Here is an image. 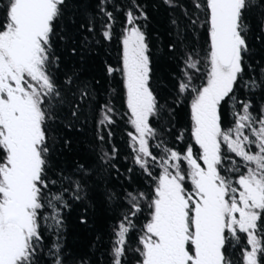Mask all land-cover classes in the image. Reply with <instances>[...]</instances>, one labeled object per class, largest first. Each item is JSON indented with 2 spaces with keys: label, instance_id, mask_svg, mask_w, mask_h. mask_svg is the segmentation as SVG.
I'll return each instance as SVG.
<instances>
[{
  "label": "snow or ice",
  "instance_id": "obj_1",
  "mask_svg": "<svg viewBox=\"0 0 264 264\" xmlns=\"http://www.w3.org/2000/svg\"><path fill=\"white\" fill-rule=\"evenodd\" d=\"M163 3L181 10L171 20L177 39L168 47L174 59L182 57L163 99L139 0L123 6L96 0L87 13L79 0L0 3V264H66L63 212L91 202L101 183L105 202L121 210L110 237L111 264H128V252L135 264H236L235 250L238 264H264V103L254 108L250 98L264 100V61L253 64L250 55L253 18L260 32L254 38L264 43V0ZM116 13L124 17L119 67L105 63L103 72L117 87L101 103L100 80L61 65L64 55L83 63L96 46L110 44ZM82 31L87 35L77 40ZM57 41L64 53L54 49ZM113 97L121 99L120 115L130 126L132 163L151 178L148 191L117 189L114 146L71 170L53 158L58 138L50 133L61 126L72 130L91 120L105 144V130L110 138L117 122ZM181 105L189 120L175 137L182 150L163 138Z\"/></svg>",
  "mask_w": 264,
  "mask_h": 264
},
{
  "label": "trees",
  "instance_id": "obj_2",
  "mask_svg": "<svg viewBox=\"0 0 264 264\" xmlns=\"http://www.w3.org/2000/svg\"><path fill=\"white\" fill-rule=\"evenodd\" d=\"M182 3H187V0H181ZM3 3V0H0ZM96 0H79V7L81 12H90L95 7ZM121 6L127 4V0H117ZM147 14L148 19L141 21L143 30L146 33L148 43L150 45V52L153 61L154 83L160 92L161 98L168 97V90L172 76L179 71L178 65L181 63L182 57L173 58L169 51V45L176 41V28L172 25L171 20L180 17V9H170L163 0H139ZM117 23L115 25V33L113 41L105 43L104 46H96L94 52L87 56L83 63L79 57L63 56L62 67L74 65L76 69L82 72V76L88 79L100 80L97 88L100 93V102L108 97V93L112 88L117 87V84L105 79L103 68L105 63L111 64L114 67H119V57L121 55V45L119 43V33L122 31V23L124 17L122 13H116ZM81 16H77V26L82 21ZM182 22V21H181ZM253 34L250 37V44L252 52L250 53L253 64L264 61V43L255 39L259 35V24L256 19H252ZM67 31L74 32L72 25H68ZM87 35L86 31L80 32L76 39H81L82 36ZM191 39H196L195 34H192ZM179 47V46H178ZM54 49L58 53H64L63 42L57 41ZM119 80V76L116 77ZM243 95V93H242ZM254 102V108H258L264 100L259 94L250 97ZM113 103L118 110L116 123L111 126L113 135L109 138L107 130L104 135L106 142L100 145L96 139L97 131L95 125L91 120L85 124L77 125L76 129L69 130L61 126L50 135L57 137V143L53 145V158L58 161L60 167H66L71 170L73 164L79 160L85 162L86 160L94 159L103 147L105 150L111 149L113 146L117 149V158L113 161L116 169L112 171V179L119 189V185L128 187L129 190L139 189L148 191L151 186V178L144 175L138 168H136L131 160V152L128 147L129 137L128 131L130 126L126 124L125 119L120 114L124 112L122 101L119 97H113ZM227 120L231 119L230 114L226 116ZM162 124L168 125L167 119L161 121ZM170 132H165L164 139L173 147L183 149L184 144L175 140L176 135L186 126L189 125L187 107L181 105L176 109L175 116L171 121ZM79 129V130H77ZM110 139V143L107 141ZM64 140L70 141L65 146ZM95 149V151H94ZM134 170L129 173L128 169ZM119 171L117 176L116 170ZM154 174L158 175L159 169H153ZM55 174L53 173V176ZM104 184L101 183L99 188L92 193L91 202H86V205L79 203L73 204L72 207L65 209L64 215V235L62 243L64 245L65 256L67 257L66 264H80L81 258L85 264H111V233L113 225L121 212L120 209H115L112 204L106 203L102 191ZM85 206L87 211L85 212ZM146 214V213H145ZM81 217L87 219L86 224L80 222ZM143 219L138 218L137 227L143 224ZM49 234L46 233V239ZM137 239V232H133L129 237V247L135 248ZM230 248L229 251H233ZM240 252L235 250L233 256L236 264L239 262ZM128 264H135V254L133 252L127 253Z\"/></svg>",
  "mask_w": 264,
  "mask_h": 264
}]
</instances>
